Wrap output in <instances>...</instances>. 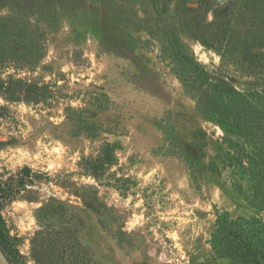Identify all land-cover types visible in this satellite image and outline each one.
Returning a JSON list of instances; mask_svg holds the SVG:
<instances>
[{
  "label": "rangeland",
  "instance_id": "obj_1",
  "mask_svg": "<svg viewBox=\"0 0 264 264\" xmlns=\"http://www.w3.org/2000/svg\"><path fill=\"white\" fill-rule=\"evenodd\" d=\"M0 235V264H264V0H0Z\"/></svg>",
  "mask_w": 264,
  "mask_h": 264
},
{
  "label": "trees",
  "instance_id": "obj_2",
  "mask_svg": "<svg viewBox=\"0 0 264 264\" xmlns=\"http://www.w3.org/2000/svg\"><path fill=\"white\" fill-rule=\"evenodd\" d=\"M0 251H1L2 253H5V247H4V245H3V240H2L1 235H0ZM6 256H7V255H6ZM6 261H7L8 264H13L12 259L9 258L8 256L6 257Z\"/></svg>",
  "mask_w": 264,
  "mask_h": 264
},
{
  "label": "bare ground",
  "instance_id": "obj_3",
  "mask_svg": "<svg viewBox=\"0 0 264 264\" xmlns=\"http://www.w3.org/2000/svg\"><path fill=\"white\" fill-rule=\"evenodd\" d=\"M0 258H1V256H0ZM2 259V258H1ZM3 260V259H2ZM4 261V260H3ZM5 263V262H4Z\"/></svg>",
  "mask_w": 264,
  "mask_h": 264
},
{
  "label": "water",
  "instance_id": "obj_4",
  "mask_svg": "<svg viewBox=\"0 0 264 264\" xmlns=\"http://www.w3.org/2000/svg\"><path fill=\"white\" fill-rule=\"evenodd\" d=\"M6 264H8V263L6 262Z\"/></svg>",
  "mask_w": 264,
  "mask_h": 264
}]
</instances>
